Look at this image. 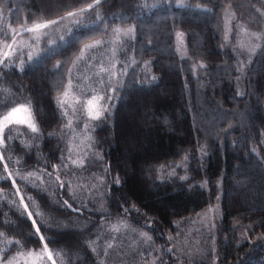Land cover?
Instances as JSON below:
<instances>
[{
  "label": "trees",
  "instance_id": "16d2710c",
  "mask_svg": "<svg viewBox=\"0 0 264 264\" xmlns=\"http://www.w3.org/2000/svg\"><path fill=\"white\" fill-rule=\"evenodd\" d=\"M95 1L43 8L42 0H0V46L23 28ZM247 2L263 10L245 15ZM219 5L203 12L172 0H102L59 23L30 48L32 55L17 46L3 61L0 119L26 105L34 126L10 125L2 134L1 262L45 243L56 264H264V0H239L242 15L232 12L230 30L220 26ZM167 7L183 12L180 21H166L178 26L160 34L148 21ZM19 11L26 23L13 27ZM239 22L261 36L244 57ZM130 26L127 38L109 39ZM203 26L205 37L196 33ZM177 32L185 35L187 57L177 51ZM96 36L103 42L76 62L80 44ZM68 82L76 97L96 94L104 104L94 131H85L91 142L75 151L59 105ZM166 86H181V107L173 108L179 103L171 98L146 108L144 124L134 128L140 147L128 176L118 165L129 130L121 111L132 96ZM174 120L179 135L165 127ZM144 235L145 255L138 241Z\"/></svg>",
  "mask_w": 264,
  "mask_h": 264
},
{
  "label": "rangeland",
  "instance_id": "374dc122",
  "mask_svg": "<svg viewBox=\"0 0 264 264\" xmlns=\"http://www.w3.org/2000/svg\"><path fill=\"white\" fill-rule=\"evenodd\" d=\"M69 1H71V0H42V2L40 4H41V6L44 5L43 8H51V7H58L59 5L67 3ZM100 1H102V0H97L95 2H92L83 8L80 7L81 9L78 8V9H75L74 11H70L61 17L52 18L49 21H44V22L38 23L37 25L32 26V27L23 28L20 32H17L13 36V39L11 41H9L6 44H3V42H2V44L0 46V65L3 63V61L5 59L11 58L14 54V51H16V49L18 47L22 46L23 48H28V49H24V50L29 51V50L33 49L32 51H34L35 50L34 48L36 47L37 41H39L47 33L52 32V31H58L59 29H61V26L59 25V23H61L63 21H67L69 19H73L77 15L83 14L85 11H87V10L91 9L92 7H94L95 5H97ZM172 1L175 2L177 7L180 4H181V6H184V4H185L187 6H190L191 8L194 7L197 10H200L203 12L207 11V10L213 11V10H215V8L217 6H220L219 4L222 3L223 8L221 7L220 10H216L215 12L221 16L220 26H222V24H223L222 27H226L228 30H230V27H228V24H230V20H232V18H233L232 12L238 13V11H239L238 14H240V15H242V13H244L245 15L250 16L251 13L255 14L256 10H263V7H261V6L255 7V9H253L254 6L250 2H247V3H245L247 9H245L242 13H240L241 8L239 5H236L237 3H239V0H229L231 2H228V3H226L227 2L226 0H172ZM173 8L167 7L165 9L159 10L158 14L156 16L154 14V17L151 18L148 21V23L153 22L152 27H157L158 29L156 28V30H157V32H160V34L164 30L163 27H176V26H178V25L167 26L168 23H166V21L171 22V19H173L175 21H180V19H181L180 14L183 11L180 9H179L180 11H172ZM185 12H186V10H185ZM222 13H224L223 16H222ZM25 15H26V13H24V11H19V13L17 14V18L15 17L13 19L14 20L13 27H21V26L23 27L24 24L26 23L25 21H23V20H25L24 19ZM208 15H209V13H202V15L199 16V18L201 17L202 19H204V17H206ZM210 15H211V13H210ZM15 21L17 24L18 23L19 24L16 25ZM239 24L240 25L237 26L238 33H237L236 41H237V47H238L239 51L242 52L241 56L244 57L245 55L248 54V53L243 54L245 51L246 52L254 51L255 47L258 46V44L260 42L261 36H260V34H257L254 31H250L244 24H242L240 22H239ZM6 25H7V27L10 26L9 24H6ZM10 27H12V26H10ZM131 27H133V26H130L126 29L116 30L115 33H113L109 37V39H111L113 41H117L119 39V37L127 38L126 36H129L130 33L132 34V32H134V29ZM143 27H146V26H143ZM146 29H147V31L149 30L148 27H146ZM205 29H207V27L203 26L202 28L197 30L198 32H196V33H201L205 37V34H206ZM171 34L173 35L172 32H171ZM96 37H98V36H96ZM96 37H92V38L90 37L88 40L84 41L85 43L82 42L80 44V45H82V47L80 48L78 53L73 57V59H76L75 60L76 62H79V59L81 57H83V55H85L88 50H91V48H93L96 45L101 44L103 42L102 40H100L101 37H98V38H96ZM96 40H98V41H96ZM91 41H93L92 44H90ZM94 41H96V42H94ZM175 41H176L177 51L180 53L181 56L184 57L186 55V57H187L188 55L186 54L185 35L181 32H177V34L175 36ZM96 43H98V44H96ZM32 51L31 52L29 51L30 55L33 54ZM244 60H248V59H244ZM243 63H244V61L242 60L241 65H243ZM115 73L116 72L113 71V69L110 66L109 71H108V75H105V79H106V76H108V79L111 82L113 80L112 77H115ZM43 77L45 78V75L39 74L37 76V79H35V82L39 88H40V86H42V84H45L44 80H42V79H44ZM116 85H117V82L114 83V86H116ZM237 86H238L237 90H239V84H237ZM112 87H113L112 85L109 87L110 88L109 91H112ZM171 98H175L176 100H178L177 103H179V105H175V106H173V108L178 109V107H181L180 106V103H181V86H180V88L176 87V89H171L170 87L166 86L163 91H157L155 93H148L146 95L136 94V95L132 96L129 101H127V103H126L127 105L121 111V117L125 116L123 118H125L129 123V130L126 132L124 138L120 141V144H121L120 145V156H119L120 159L118 160V165H119L121 170L125 171L126 175L128 174V176H133L135 174V165L131 163V157L133 155V151L137 150L140 147V141L136 140L137 137L135 136V133H134L135 129L134 128L139 127L141 129L142 125L144 124L143 112L149 106H151V105L153 106L157 102V100L163 101V100H170ZM59 105L61 107L62 114L66 117L67 128L70 127L72 129V132H74V138L72 137L73 144L71 145L74 148H71V150L75 151L76 148L84 147L86 145V143H90L92 140V136L90 134H86L85 131L88 132L90 130V128H89L90 126L92 127V131H94L95 125H93V123H94V121H96L100 117V115L102 114V112L104 110V104L99 100L98 97H96V94L91 95L89 93L85 97L78 98L75 96V94L73 92V87L71 86L70 82H68L66 90L62 96V99L59 101ZM199 108H202V106L200 105ZM173 111L176 112L175 116H178V118H180V113L175 109ZM219 120H220V118H219ZM199 122L201 123L200 119H199ZM213 123H215V122L211 121L210 124H213ZM174 124H175V126L173 125V123H171V125L169 123L165 126V127H169V126L171 127L170 128L171 130H168V132L173 134V135L181 134L180 133V127L177 124V121H175ZM10 125H19V126H26V127L27 126L28 127L34 126V119L32 117V114H31L29 108L26 105L16 106L15 108L10 110L5 116H3L0 119V144H1V140H2V134L5 130V128L10 126ZM87 126H88V128L86 129ZM84 134H86V137ZM82 152L83 151L80 150L78 154H82ZM1 156L2 155L0 153V157ZM75 156H76V158H75L76 162L82 161V159H81L82 157H80L79 155H75ZM8 174L11 177L10 172H8ZM122 195H125V194L122 193ZM210 215H212V214L210 213ZM117 227L119 229H121L122 225L121 224H117V225L113 224V225H111L110 229H114ZM138 241L139 242L141 241L143 243L141 245H143L144 247H142L141 250H143L142 253L145 255V253H146L145 247L146 248L148 247L150 240L148 237H146L144 235L143 237L138 238ZM177 248L180 250L182 249L181 246H179V245L177 246ZM152 249H153V247H150V250H152ZM152 251H154V250H152ZM197 252H199V251H197ZM149 253L152 254V252H149ZM151 254H149V256H150L149 259L152 256ZM149 259L146 258V260H149ZM0 264H56V263H55L53 257L51 256L50 251L48 250L45 243H42V248L40 250L31 251L28 253L16 255L14 258L8 260L7 262L3 263L0 261Z\"/></svg>",
  "mask_w": 264,
  "mask_h": 264
},
{
  "label": "bare ground",
  "instance_id": "6f19581e",
  "mask_svg": "<svg viewBox=\"0 0 264 264\" xmlns=\"http://www.w3.org/2000/svg\"><path fill=\"white\" fill-rule=\"evenodd\" d=\"M219 82V81H218ZM220 84V83H219ZM220 87V86H219ZM220 90V89H219ZM226 104V103H225ZM230 105V104H229ZM228 105V106H229ZM224 106V105H223ZM233 107V106H232ZM257 127V126H256ZM251 131V130H250ZM255 131V130H254ZM249 134V133H248ZM258 135H259V133H258ZM254 136V135H253ZM246 137H248V136H246ZM224 149V148H223ZM226 150V149H225ZM221 153V152H220ZM234 153V152H233Z\"/></svg>",
  "mask_w": 264,
  "mask_h": 264
}]
</instances>
